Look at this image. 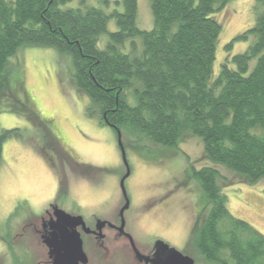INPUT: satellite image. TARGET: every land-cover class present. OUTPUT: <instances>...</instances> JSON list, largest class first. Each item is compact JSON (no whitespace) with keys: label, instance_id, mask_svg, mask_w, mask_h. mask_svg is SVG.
Returning a JSON list of instances; mask_svg holds the SVG:
<instances>
[{"label":"trees","instance_id":"16d2710c","mask_svg":"<svg viewBox=\"0 0 264 264\" xmlns=\"http://www.w3.org/2000/svg\"><path fill=\"white\" fill-rule=\"evenodd\" d=\"M235 0H149L154 26H138V0H118L122 12L64 8L73 0H0V103L9 92L10 60L20 51L51 48L71 59L87 113L133 148H176L202 140L212 166L193 171L209 212L194 233L201 256L215 264H264V236L227 209L218 167L241 182L264 179V0L256 24L233 39H257L214 74L216 14ZM111 20L116 32H109ZM104 47L99 44L103 36ZM11 132H0L3 145ZM125 142V143H124Z\"/></svg>","mask_w":264,"mask_h":264},{"label":"rangeland","instance_id":"374dc122","mask_svg":"<svg viewBox=\"0 0 264 264\" xmlns=\"http://www.w3.org/2000/svg\"><path fill=\"white\" fill-rule=\"evenodd\" d=\"M117 1L73 0L64 8H98L111 14L122 12ZM255 3L256 0H235L216 14L223 31L217 44L215 75L228 59L245 53L257 41L248 37L227 50L233 39L255 26ZM138 6L139 28L152 30L149 0H138ZM117 29L116 21L111 20L109 32ZM102 39L100 48L108 36ZM71 65L69 57L51 48L26 49L10 60L9 92L0 103V132H11L4 142L0 164V264H48L46 249L32 229H27L30 221H22L26 212L20 211L27 208L37 215L43 212L59 183L55 172L40 160L53 159L55 146L38 121L56 122L67 147L80 161L84 158L104 170L97 180L82 183V173L63 161L60 168L65 178L58 187L61 192L71 201L84 202L89 209L101 206L109 196L114 202L121 199L125 164L117 137L110 128L100 126L97 118L89 117V99L77 88ZM126 145L132 170L126 187L135 210L136 242L148 243L149 237L157 236L196 264H215L206 261L193 243L194 233L210 210L202 188L193 178L194 170L212 166L204 157L202 140L188 136L170 149L147 145L135 149L130 141ZM218 169L224 178L220 183L229 213L264 236V179L248 184L226 168ZM95 181L102 186L99 192L93 190ZM162 199L167 204L149 207L152 201Z\"/></svg>","mask_w":264,"mask_h":264},{"label":"flooded vegetation","instance_id":"af4514ba","mask_svg":"<svg viewBox=\"0 0 264 264\" xmlns=\"http://www.w3.org/2000/svg\"><path fill=\"white\" fill-rule=\"evenodd\" d=\"M37 123L41 125V128L43 127L48 137L52 140V144L55 146L53 150V159L46 156L47 158L40 160H42V163L47 166L49 170L55 172L54 174L57 176V181L59 183L54 195L46 203L45 208H43V212L41 211V213L37 215L34 211H28L27 208H20V211L26 212V214L22 215V221L27 223L30 221L27 229H32L31 231L39 238L41 247L46 249L48 258L47 263L53 264L54 259L50 257L49 250L43 243L44 237H49L52 233L49 224L51 221L56 220V211L61 210L71 216L81 217L84 220L85 228L79 226L77 232L80 234L83 243L84 254L88 261L87 264H153L157 256V242H160L161 239L157 236L149 237L144 235L149 237L151 242H136L134 230L136 225L134 216L135 210L133 209L132 198L126 187V183L130 180L132 175L128 156L127 162L129 171L125 166V172L122 177L123 179L128 172L130 173L125 181L129 200L128 208L125 209L127 200L121 190L122 196L119 202H114L113 196H109L104 200V204L102 203L101 206L96 205V207L94 206L89 209L84 205V202L80 201L76 203L74 200L71 201L68 195L60 191L61 189L58 187L65 178L60 167L63 161H65L68 166L72 168L75 167L74 171L82 173V183L91 182L94 178L97 180V175H102L104 172L103 168L88 164L84 158H82L81 162L77 154L67 147L68 144L66 145L65 137L56 122L46 119L38 121ZM95 127L97 128V125H95ZM56 157H59V159L57 160ZM77 168H79V170H77ZM105 172L108 173V169L105 170ZM93 187V190L96 192L102 189L99 183ZM164 199L158 202L152 201V205L149 207L156 208L157 206H163L165 203L167 204V201ZM74 203L76 204L75 208L71 205ZM124 209L125 211L123 212ZM32 219L34 221H32ZM35 222L38 225H36ZM158 255L162 256L161 252Z\"/></svg>","mask_w":264,"mask_h":264},{"label":"water","instance_id":"95a60500","mask_svg":"<svg viewBox=\"0 0 264 264\" xmlns=\"http://www.w3.org/2000/svg\"><path fill=\"white\" fill-rule=\"evenodd\" d=\"M118 143L122 152L123 161L129 171L126 150L122 143V135L118 132ZM130 173L122 179L120 187L122 194L127 200L125 209L129 206L125 181ZM123 210V212L125 211ZM50 229L52 233L49 237H44V245L48 248L50 257L53 258V264H87V258L84 254L83 243L77 228H85L84 220L81 217L71 216L64 211H56V220L51 221ZM161 252L162 256L158 254ZM153 264H196L195 261L166 243L157 242V256Z\"/></svg>","mask_w":264,"mask_h":264}]
</instances>
